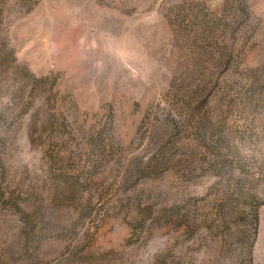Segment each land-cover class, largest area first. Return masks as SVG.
<instances>
[{
  "label": "rangeland",
  "instance_id": "rangeland-1",
  "mask_svg": "<svg viewBox=\"0 0 264 264\" xmlns=\"http://www.w3.org/2000/svg\"><path fill=\"white\" fill-rule=\"evenodd\" d=\"M0 264H264V0H0Z\"/></svg>",
  "mask_w": 264,
  "mask_h": 264
}]
</instances>
